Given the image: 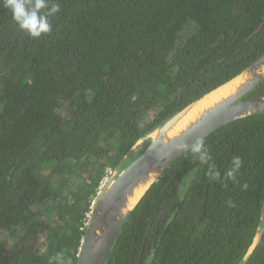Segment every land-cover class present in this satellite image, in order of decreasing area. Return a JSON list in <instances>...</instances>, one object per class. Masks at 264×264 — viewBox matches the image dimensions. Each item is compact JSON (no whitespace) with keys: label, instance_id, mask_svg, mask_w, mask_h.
<instances>
[{"label":"trees","instance_id":"trees-1","mask_svg":"<svg viewBox=\"0 0 264 264\" xmlns=\"http://www.w3.org/2000/svg\"><path fill=\"white\" fill-rule=\"evenodd\" d=\"M53 3L37 39L0 3V264H76L109 169L264 53V0H48L42 14ZM262 94L264 80L245 98ZM202 140L208 164L190 149L175 159L105 264H239L249 253L264 208V110ZM244 264H264V219Z\"/></svg>","mask_w":264,"mask_h":264},{"label":"water","instance_id":"water-1","mask_svg":"<svg viewBox=\"0 0 264 264\" xmlns=\"http://www.w3.org/2000/svg\"><path fill=\"white\" fill-rule=\"evenodd\" d=\"M263 80L264 53L230 81L221 85L229 84V92L213 105L198 110L200 114L178 133L170 135L180 120L186 117L201 99L189 104L145 136L141 142L145 140L150 142L142 153L126 167L116 168L101 187L93 203L76 264L106 263L123 225L141 197L175 159L190 149L189 147L177 151L179 144L186 143L191 146L197 140L235 120L264 110V94L245 98ZM147 184L144 193L133 202L136 189ZM263 219L264 208L249 253L239 264H244L254 250L260 238Z\"/></svg>","mask_w":264,"mask_h":264},{"label":"clouds","instance_id":"clouds-1","mask_svg":"<svg viewBox=\"0 0 264 264\" xmlns=\"http://www.w3.org/2000/svg\"><path fill=\"white\" fill-rule=\"evenodd\" d=\"M0 3L11 12L12 19L19 29L33 39L40 38L41 35H46L51 32L52 26L48 17L60 11L59 3H53L47 14H42V10L48 8V0H0ZM189 147L201 165L208 164L211 157L202 139L197 140L191 146L186 143H181L177 146V151H183ZM241 164V159L234 157L232 167L226 172V176L234 179L235 173L239 170ZM213 169H215V165L210 164L207 172L209 179L220 180L219 171L213 172Z\"/></svg>","mask_w":264,"mask_h":264},{"label":"bare ground","instance_id":"bare-ground-1","mask_svg":"<svg viewBox=\"0 0 264 264\" xmlns=\"http://www.w3.org/2000/svg\"><path fill=\"white\" fill-rule=\"evenodd\" d=\"M229 88H230V85L226 84V85L221 86L218 89L208 93L207 95H205L198 102L196 107H194V109L186 117H184L182 120H180V122L176 125V127L170 132V135H174V134L178 133L180 130H182L183 128H185L190 121L194 120L200 114V112H198V110H200L202 108L204 109L206 107L213 105L217 100H219V98L221 96L226 95L229 92ZM147 187H148V184L147 185H141L139 188H137L136 189V195L132 199V201L136 202L140 198V196L144 193V191L146 190Z\"/></svg>","mask_w":264,"mask_h":264},{"label":"rangeland","instance_id":"rangeland-1","mask_svg":"<svg viewBox=\"0 0 264 264\" xmlns=\"http://www.w3.org/2000/svg\"><path fill=\"white\" fill-rule=\"evenodd\" d=\"M139 143H142V142L140 141ZM111 170L114 171L115 169H109V175H110V171H111ZM108 177H109V176H108ZM108 177H107V178H108ZM190 178H191V177L188 176L186 179H184V183H183V186H184V187L187 186V185L189 184V180H190ZM105 181H106V180H104V183H105Z\"/></svg>","mask_w":264,"mask_h":264},{"label":"built area","instance_id":"built-area-1","mask_svg":"<svg viewBox=\"0 0 264 264\" xmlns=\"http://www.w3.org/2000/svg\"><path fill=\"white\" fill-rule=\"evenodd\" d=\"M112 172H113V171L111 170V171H110V174H111ZM108 176H109V171H108V175H107V177H108ZM107 177L105 178V180L108 179Z\"/></svg>","mask_w":264,"mask_h":264}]
</instances>
